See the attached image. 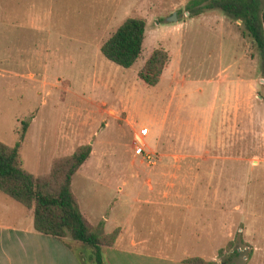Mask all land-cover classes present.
I'll return each instance as SVG.
<instances>
[{
	"label": "rangeland",
	"instance_id": "1",
	"mask_svg": "<svg viewBox=\"0 0 264 264\" xmlns=\"http://www.w3.org/2000/svg\"><path fill=\"white\" fill-rule=\"evenodd\" d=\"M126 1L111 0L108 14L77 15L76 27H58L51 20L47 29L25 30L24 40L11 34L16 30L0 37V142L13 143L22 125L28 138L58 136L65 114L77 111L83 118L89 111L98 112L100 105L102 116L86 127L92 131L84 138L101 140L95 155L100 160L103 152V163L113 169L107 175L108 185H98L78 172L71 177L70 189L90 220L109 215L105 228L118 224L123 233L133 232L143 240L135 253L101 248L106 264H174L184 256L205 260L214 256L211 260L218 264L236 248L238 256L234 254L232 261L243 264L249 250L235 231L234 220L243 223V217L259 211L260 217L264 210V160L259 158L264 152V83L260 82L264 66L258 52L242 34L239 20L216 8H203L193 17L184 12L187 0L173 4L163 0L170 3L166 13L174 11L175 20L143 7L136 14L144 20L141 52L130 67L122 68L106 60L96 43L131 15L125 13ZM258 1L264 10V0ZM157 22L175 28L157 31ZM44 44L54 56L44 55ZM155 47L169 54L157 83L149 86L137 71ZM140 128L145 130L143 152L135 155L133 136ZM29 145L19 149L27 162L35 156ZM171 166L173 178L168 179L162 172ZM188 166L189 183L183 185L177 167ZM132 167H139L136 176L130 173ZM122 175L124 184L118 190ZM231 175L237 184L232 199ZM146 178L152 190L146 189ZM170 181L174 188L167 186ZM41 246L46 250L21 264L70 263L61 240ZM219 247L222 253L217 256ZM69 251L75 258L77 252L85 253ZM5 257L0 253V264H7Z\"/></svg>",
	"mask_w": 264,
	"mask_h": 264
},
{
	"label": "crops",
	"instance_id": "2",
	"mask_svg": "<svg viewBox=\"0 0 264 264\" xmlns=\"http://www.w3.org/2000/svg\"><path fill=\"white\" fill-rule=\"evenodd\" d=\"M170 3L173 4V0H170ZM169 4H166V2L163 0H161L160 3L158 2V0H127L124 5V7L126 8L125 13L131 15L124 16L122 20L126 17H136V14L140 13L143 7H147L148 9L151 8L149 12H153V14L164 13L163 15L165 17L166 16L168 17L169 13L168 12L166 13V8L169 7ZM110 5H111V0H0V37L3 38L7 36V34H10V31L16 30L17 32L15 34L13 33L11 34L17 37L18 39L24 40V38L27 37L26 32H24L25 30L38 31V30L47 29L46 27H49L48 25L51 20H53L52 24L54 25L58 24V27L60 26L72 27V25L73 27H76L77 15H82V14L103 15L105 13L108 14ZM172 12H170V14ZM212 18L216 19V21L219 23V26L222 25L219 18H217L215 15H213ZM115 27L111 30H114ZM174 28L175 27H167L166 22L155 23V30L157 31L163 29L168 31V30H173ZM111 30L104 33L103 36L98 40V42L96 43L97 49L100 43L110 34ZM3 32H5V34ZM45 44L43 48L44 55L54 56L55 54L54 50L50 51V47H46ZM157 44L158 42L156 43V45ZM57 51L59 52L60 55L61 50L57 49ZM69 53H71V47L68 51L67 50L65 51V56L67 59H69L68 57ZM168 54L166 53L167 56ZM218 75H221V72H219ZM263 78L260 79L261 85L264 83ZM258 99L263 101L262 96L258 97ZM251 105L253 106L251 114L255 115L254 113L255 104L252 102ZM97 111L98 112L89 111L83 118L79 116L80 114H78L77 111L68 112L63 116L64 117L63 119L61 118L62 121H60L59 125L63 126L64 128L60 127L58 136H50L45 133L39 135L38 137H34L33 139V137L28 138L27 134L24 133L20 139L16 138L15 141L13 139L14 142L9 145H12L18 141L19 149H20L22 146H26L30 144L27 147L33 148V153L35 155L33 156L34 160L33 161L30 160L29 162H27L26 159L25 160L21 159L20 155H19V159L21 166L26 171L30 172L33 175H37L46 172L48 170L49 162L52 157L70 154L77 145L87 143L90 145L89 154L87 158L84 160V162L74 172V174H77L78 172L80 174L84 173L86 174V176H88V179L89 178L94 179L96 184L101 186H107L109 181V177L107 175L109 174V170L111 167L103 163L102 161V157L104 154L103 152L101 153L100 160H98V157L100 156L95 155V151H97V149L100 148L101 140L90 141L88 137L84 138V135L89 136L90 132L92 131L88 129L86 130V127L93 126L95 122L96 123L98 122L100 116H102V108L100 107V105ZM34 118L35 116L32 115L28 127L34 121ZM256 121H257L256 118L252 119L254 125H257ZM80 137H82V139ZM43 153L44 155H42ZM251 157L256 158L257 156L252 154ZM259 158L264 160V152H262L259 155ZM259 158H256L257 159L256 162H258ZM39 167L41 170L38 171ZM177 168L182 171L183 177L180 179L183 185L185 182L189 183V177H187L186 174L191 173L190 172L191 167L188 166V167H181V168L177 167ZM156 169L157 168H151L150 171L153 170L155 174L160 173L154 171ZM172 169L174 168L171 166V168L169 167L165 172H162V174H166L168 179H172L173 178V174H171L173 171ZM138 171H139V167H132L130 173H132L133 175L135 174L136 176ZM89 173L94 174V177L89 176ZM167 173H169L170 175H168ZM74 174L72 175V177L74 176ZM135 176L133 177L136 178ZM121 177L122 178L119 177L117 179L121 181L119 186L117 187L118 190H120L124 184L123 175ZM145 184L147 190H152V185L150 184L148 178H146ZM174 185L175 184L171 181L167 182V186L171 188H174ZM175 192H177V190ZM236 193H237V184L235 181V186L233 185V179L231 175V188H230L231 199L232 196ZM0 194H1L0 195V245H1L0 253L6 254L5 259L7 261V264H14V262L21 264L24 259L29 258L31 255H36L37 253L40 254L41 252H43V250H46V248L45 247L43 248L41 245L45 244L47 241L54 240V238L49 235H44L35 232L31 228L30 210L25 209L20 204L6 197L4 194L2 193ZM261 194L263 195V193ZM77 205L80 212L87 218V220L91 224L99 225V229L101 232L106 233L111 231L115 227L118 228L117 234L112 244L105 248H110L115 250H117L118 248H123L125 249L124 250L125 253H135L136 252L135 249L137 247L142 246L141 244L143 243V240L141 238L136 237L133 232L123 233L124 229L118 224L114 225L109 230L108 228H105V222L107 220V217H109V215L107 216L103 214L99 216L101 217L100 220H90L89 214L83 212L82 209H80V204L78 201H77ZM233 208L237 209V204H234ZM254 208H260V206L255 207L254 205ZM259 212L257 213L252 212L251 215L252 216L254 215L253 217H243V223H241V221L239 220H234L235 231L240 233L239 237L245 244L244 247L248 248L249 250L247 253V257H245V262L243 264H264V215H263L264 210L263 213H261L260 217L258 216ZM232 221L233 220H231V222ZM232 234L233 233L229 235L230 237L228 239L230 240L232 239ZM227 236L228 235H226L225 237ZM63 249L70 258L69 264H82L78 260V257L75 258V256L69 251L67 247H65V245ZM236 249L238 250V248ZM15 254L16 257H14ZM236 255L238 256V253H236ZM186 257L187 256L178 257L176 263L174 264H186L182 262V259ZM202 257L203 256H201V258ZM213 258L214 256L208 259L211 260ZM34 264H36V262ZM103 264H106L104 259H103Z\"/></svg>",
	"mask_w": 264,
	"mask_h": 264
},
{
	"label": "trees",
	"instance_id": "3",
	"mask_svg": "<svg viewBox=\"0 0 264 264\" xmlns=\"http://www.w3.org/2000/svg\"><path fill=\"white\" fill-rule=\"evenodd\" d=\"M203 8H216L232 20L240 21V30L248 37L264 66V10L258 0H187L184 12L194 16ZM144 38V20L126 17L100 43V54L108 61L122 67H130L138 58ZM165 50L155 47L146 56L137 71V77L146 85L157 83L166 62ZM25 126L22 125L19 139ZM19 142L6 145L0 142V192L31 212V228L40 234L61 240L65 246L77 252L83 263L103 264L101 248L112 244L118 228L101 232L99 225L91 224L80 212L76 198L70 189L74 172L87 158L90 145H77L70 154L50 159L46 172L33 175L26 171L19 159ZM66 239V240H65ZM76 246H73L75 244ZM231 242L226 243V247ZM222 248L217 249L220 256ZM233 249L218 264H235ZM79 254H81L79 258ZM186 264H214L198 256L182 259Z\"/></svg>",
	"mask_w": 264,
	"mask_h": 264
},
{
	"label": "built area",
	"instance_id": "4",
	"mask_svg": "<svg viewBox=\"0 0 264 264\" xmlns=\"http://www.w3.org/2000/svg\"><path fill=\"white\" fill-rule=\"evenodd\" d=\"M145 133L144 128H140L137 132V134H134V146H133V152L135 155H141L142 154V142L141 138L142 135Z\"/></svg>",
	"mask_w": 264,
	"mask_h": 264
},
{
	"label": "water",
	"instance_id": "5",
	"mask_svg": "<svg viewBox=\"0 0 264 264\" xmlns=\"http://www.w3.org/2000/svg\"><path fill=\"white\" fill-rule=\"evenodd\" d=\"M167 20L174 21V20H175V13L172 12V13L167 17Z\"/></svg>",
	"mask_w": 264,
	"mask_h": 264
}]
</instances>
